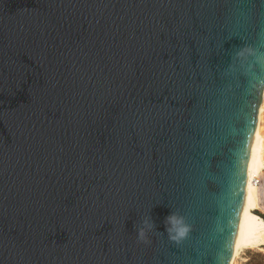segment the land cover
<instances>
[{"label": "water", "instance_id": "obj_1", "mask_svg": "<svg viewBox=\"0 0 264 264\" xmlns=\"http://www.w3.org/2000/svg\"><path fill=\"white\" fill-rule=\"evenodd\" d=\"M263 91L264 0H0V264L227 261Z\"/></svg>", "mask_w": 264, "mask_h": 264}, {"label": "clouds", "instance_id": "obj_2", "mask_svg": "<svg viewBox=\"0 0 264 264\" xmlns=\"http://www.w3.org/2000/svg\"><path fill=\"white\" fill-rule=\"evenodd\" d=\"M248 51V49H244L237 55L244 56ZM262 112H264V109H262ZM253 205H256L257 211L261 213V216H258L255 219H252L249 215ZM166 219L172 226L169 229L171 240L179 241L181 238L186 237L190 228L185 224L182 217L170 214ZM145 224H147V221H145ZM148 227H151V225H148ZM138 238L140 240L145 239V231L143 228L138 230ZM249 242H256L260 245H264V193L259 192L258 190H253L251 187L247 189V194L245 195L241 207L238 220V233L234 238V251L229 254L227 261H221L218 257L217 264H242L237 258V253L243 245Z\"/></svg>", "mask_w": 264, "mask_h": 264}, {"label": "bare ground", "instance_id": "obj_3", "mask_svg": "<svg viewBox=\"0 0 264 264\" xmlns=\"http://www.w3.org/2000/svg\"><path fill=\"white\" fill-rule=\"evenodd\" d=\"M264 93V91H263ZM262 109H264V102H261L259 109H258V116H257V124H256V129L254 131L253 139H252V145H251V150H250V155H249V169L247 172L246 176V183H245V189L243 193V199H242V205L244 202L245 195L247 194V189L251 187L253 190H258L257 185H255L253 181V177L255 175H258L261 170L264 168V137L260 134V119H261V113ZM256 205H253L251 210H250V217L252 219H255L256 217L260 216L255 212ZM246 227H247V222H246ZM238 230L236 231L235 237L237 236ZM241 249H256L260 252L264 253V245H260L256 242H249L245 245L242 246ZM234 251V244H233V249L232 252Z\"/></svg>", "mask_w": 264, "mask_h": 264}, {"label": "rangeland", "instance_id": "obj_4", "mask_svg": "<svg viewBox=\"0 0 264 264\" xmlns=\"http://www.w3.org/2000/svg\"><path fill=\"white\" fill-rule=\"evenodd\" d=\"M262 102H264V93L262 96ZM261 116L260 134L264 137V112L261 113ZM260 174L264 175V168L261 170ZM237 258L242 264H264V253L256 249H240L237 253Z\"/></svg>", "mask_w": 264, "mask_h": 264}, {"label": "built area", "instance_id": "obj_5", "mask_svg": "<svg viewBox=\"0 0 264 264\" xmlns=\"http://www.w3.org/2000/svg\"><path fill=\"white\" fill-rule=\"evenodd\" d=\"M253 181H254L255 185H257L259 192L264 193V175L260 174V173L258 175H255L253 177ZM255 212L261 216V213L259 211L255 210Z\"/></svg>", "mask_w": 264, "mask_h": 264}]
</instances>
